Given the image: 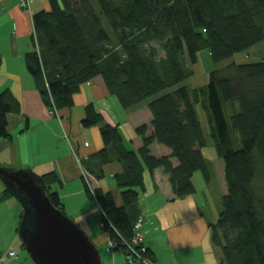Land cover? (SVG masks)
<instances>
[{
    "label": "trees",
    "instance_id": "16d2710c",
    "mask_svg": "<svg viewBox=\"0 0 264 264\" xmlns=\"http://www.w3.org/2000/svg\"><path fill=\"white\" fill-rule=\"evenodd\" d=\"M49 1V9L34 12V46L24 54L25 66L49 108L72 106L82 85L101 76L122 106L145 103L153 115L150 124L137 129L143 137L137 151L126 146L119 127L93 102L86 106L83 125L100 124L104 140L99 151L84 159L87 170L102 178L105 164H121L114 174L121 205L113 192L93 190L84 181L86 193L101 204L103 229L128 252L126 242L141 214L137 187L145 188V167L153 173L164 166L178 196L196 191V171L203 170L210 179L203 153L208 140L196 109L200 103L228 187L218 220L211 224L212 241L223 264H264V59L220 65L264 41V0ZM206 49L214 68L207 84L192 87L187 81L194 74L191 66ZM226 102L233 111L230 122ZM22 111L13 89L4 88L0 137L12 140L8 115ZM157 141L171 153L154 155L150 146ZM42 175L47 195L67 213L61 195L51 189L58 174ZM9 196L14 194L6 186L0 199ZM145 255L153 258L150 249Z\"/></svg>",
    "mask_w": 264,
    "mask_h": 264
},
{
    "label": "crops",
    "instance_id": "0c3cea01",
    "mask_svg": "<svg viewBox=\"0 0 264 264\" xmlns=\"http://www.w3.org/2000/svg\"><path fill=\"white\" fill-rule=\"evenodd\" d=\"M20 1L0 0V92L6 87L13 89L23 110L22 113L8 115L12 140L0 137V162L15 168L30 167L38 174L50 171L57 173L60 179L51 181V189L59 192L67 214L76 219L99 247L102 264H141L139 260L130 261L123 249H109L111 237L101 225V204L97 198H91L86 193V182L77 167L73 149L80 146L81 150L93 154L104 145L100 124L89 127L83 125L86 106L90 102L94 103L109 123L119 127L126 146L137 151L143 145V137L137 129L141 123L145 124L144 119L131 114L137 107L133 110V107L122 106L118 97L108 92L101 76L84 83L74 95L75 103L59 109L60 115L52 112L25 66L24 56L34 46V12L49 9L51 4L49 0H30L31 7L27 8L20 7ZM92 81L98 86L93 85ZM152 118L151 113V118L145 120L150 124ZM86 142L87 146L84 144ZM150 147L154 155L171 153L170 147L158 141ZM205 147L203 153L206 156ZM211 155L222 160L215 147L208 153V156ZM172 161L174 165H178L177 158H172ZM220 166L222 175H219V187L223 197L228 187L223 161ZM120 169L121 164L114 161L105 164L104 177L92 175L95 186L104 192H113L114 201L119 205L123 203L121 188L117 186L112 174ZM145 169V188L137 187L140 212L144 218L141 233L155 263L205 264V257L210 254L206 249L210 247L217 264H223L222 253L214 246L211 230V224L218 220L222 211L215 202L213 192L211 193L210 182L216 176L215 168L210 164L208 182H205L203 172L196 171L192 177L196 191L180 196L175 193L164 166H158L153 173L147 167ZM5 189L0 181V196ZM16 201V196L0 199L2 257L9 254L11 248L21 246L17 216L22 207L19 209ZM19 253V256L11 257L9 264H25L17 260L20 258Z\"/></svg>",
    "mask_w": 264,
    "mask_h": 264
},
{
    "label": "water",
    "instance_id": "95a60500",
    "mask_svg": "<svg viewBox=\"0 0 264 264\" xmlns=\"http://www.w3.org/2000/svg\"><path fill=\"white\" fill-rule=\"evenodd\" d=\"M0 177L21 202L19 234L36 264H102L99 247L47 195L42 174L0 164Z\"/></svg>",
    "mask_w": 264,
    "mask_h": 264
},
{
    "label": "rangeland",
    "instance_id": "374dc122",
    "mask_svg": "<svg viewBox=\"0 0 264 264\" xmlns=\"http://www.w3.org/2000/svg\"><path fill=\"white\" fill-rule=\"evenodd\" d=\"M22 1H20V7H24V5L22 6ZM29 8V7H27ZM264 59V41L260 42L259 44L249 48V50H241L238 51L237 53H235L234 55L228 57V59L223 60L220 62V65H228L229 62L235 61L237 63H250V62H256V61H260ZM214 68V63L213 60L210 59L209 57V52L206 49L205 51H203L200 55V61L198 63H196L195 65L191 66V69L194 71V74L192 76L189 77V79H187L188 83L192 86V87H197L198 85H202L204 86L205 84H207L208 82V75L209 72L211 70H213ZM93 85L98 86L95 84L94 81H92ZM105 93V92H103ZM107 95V94H106ZM137 107V109L135 110V108ZM55 110V114L60 115L59 109L57 108H53ZM197 109V113H199L201 122L203 123L204 126V134H206V138L208 140L207 146L205 147L206 150V156L208 157V164L210 166V164L215 168L214 172H215V177L213 176L212 181L210 182L211 184V193L213 192L214 198H215V202L218 206L219 209L222 208V195L221 191H220V187H219V182H220V177L219 175H222V166H220L221 161L220 159L216 158V154L215 155H211L208 156V153L212 150H214V147L216 148V144L213 141L212 138V134H210V124L208 123V114L206 113L205 109L203 108V105H201L200 103H198V105L196 106ZM133 110L134 113H131L134 117L140 118V119H144L143 122L147 123V121L145 120L146 118H151V113L149 110V107L147 106V104H138V105H134L133 106ZM52 111V110H51ZM53 112V111H52ZM225 112H227V117L228 120L230 122V116L232 114V109L230 108V103L226 102L225 103ZM149 122V121H148ZM143 124V123H141ZM86 146L88 145V143H84ZM242 143H240V140L238 142V146H241ZM78 149L74 148V155H75V161L77 162V167L79 168V171L82 174V177H84V180L89 183L90 188L94 190L95 184L92 182V174L90 173V171L87 170L86 165L84 164V159H87L88 157L91 156V154H89L88 152H86L85 150H81V147L78 146ZM218 155V154H217ZM214 159V160H212ZM212 160V161H211ZM203 172V170H199L198 173ZM114 174H112L113 176ZM200 175V174H197ZM202 176L205 180V182H208V178L205 177L204 172L202 173ZM3 184V186H5L4 182L2 180H0ZM6 188V186H5ZM97 198V197H95ZM17 199V198H16ZM98 200V199H97ZM18 201V207L20 209L21 207V202ZM16 201V202H17ZM21 210V209H20ZM19 210V211H20ZM222 210V209H221ZM18 218V226L21 220L20 217V213L17 216ZM102 225V222H101ZM103 227V225H102ZM19 239L21 238L20 234L18 235ZM23 244V239L21 238V246L20 247H14L11 249H14L17 251V253L20 254V258L17 259L21 262H24L25 264H36V262L34 260H32L28 250L26 249V247ZM17 255H5L2 259V255L0 256V264H9V260L11 259V257H14Z\"/></svg>",
    "mask_w": 264,
    "mask_h": 264
},
{
    "label": "built area",
    "instance_id": "2783aa9c",
    "mask_svg": "<svg viewBox=\"0 0 264 264\" xmlns=\"http://www.w3.org/2000/svg\"><path fill=\"white\" fill-rule=\"evenodd\" d=\"M24 7H31V2L30 0H24L22 1V6ZM55 112V110H52ZM143 215L140 214L138 218L134 221L133 225V236L131 239L126 242V245L129 246V250L127 252V256L130 261L133 260H139L141 264H156L155 261L150 258L148 255H145V253L148 251L149 247L144 243L143 241V234L141 233V227H142V222H143ZM109 249H118L120 248V245L113 240L112 238L110 239L109 243ZM2 255V251L0 250V256ZM9 255H16V251L11 249L9 251ZM3 259V257H2Z\"/></svg>",
    "mask_w": 264,
    "mask_h": 264
},
{
    "label": "clouds",
    "instance_id": "9594fccd",
    "mask_svg": "<svg viewBox=\"0 0 264 264\" xmlns=\"http://www.w3.org/2000/svg\"><path fill=\"white\" fill-rule=\"evenodd\" d=\"M206 252H208L210 254L206 255L205 264H217L215 255H214V253H211L210 247H209V249H206Z\"/></svg>",
    "mask_w": 264,
    "mask_h": 264
}]
</instances>
